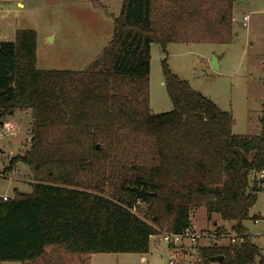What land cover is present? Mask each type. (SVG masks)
Listing matches in <instances>:
<instances>
[{
  "label": "trees",
  "instance_id": "16d2710c",
  "mask_svg": "<svg viewBox=\"0 0 264 264\" xmlns=\"http://www.w3.org/2000/svg\"><path fill=\"white\" fill-rule=\"evenodd\" d=\"M235 2L123 0L111 40L82 72L38 70L34 31L0 42V121L30 114L29 148L4 172L26 166L31 188L0 198V264L146 255L152 237L181 233L200 208L241 239L197 248L201 264H264L243 225L261 192L251 173L264 170V110L258 136L233 135L231 114L173 74L166 58L172 110L149 108L151 46L166 56L171 44L230 45ZM262 29L264 51V16ZM129 188L143 189L145 201Z\"/></svg>",
  "mask_w": 264,
  "mask_h": 264
},
{
  "label": "rangeland",
  "instance_id": "374dc122",
  "mask_svg": "<svg viewBox=\"0 0 264 264\" xmlns=\"http://www.w3.org/2000/svg\"><path fill=\"white\" fill-rule=\"evenodd\" d=\"M122 1L0 0V42H12L17 31H34L38 70L86 71L111 40L112 19L119 15ZM243 1L235 2L233 7L230 45L171 44L166 48V56L157 45L151 46L149 108L152 113L172 110L161 72V61L166 58L173 74L220 110L231 114L233 135L255 137L260 134L259 118L264 110V51L263 32L258 31L257 23L264 15V0ZM244 16L249 19L247 27H242ZM261 22L263 24L262 18ZM212 56L217 58L218 71L210 65ZM5 121L14 125L0 127V197L10 198L14 191L31 192L26 166L17 164L12 172H4L11 159L29 148L30 114L17 111ZM14 126L18 128L16 131ZM3 130L12 133L6 135ZM260 187L257 201L249 211V220L243 225L264 257V185ZM254 217L259 218L256 223ZM190 224L200 234V239L196 245L175 248L181 263L194 262L197 248L227 245L229 242L223 237L234 234L232 223L222 222L216 214L208 218L204 208L191 212ZM216 230L223 234L217 235ZM162 233L151 238L149 253L143 262L139 255L101 254L91 259V264H168L171 254L160 241ZM153 243L157 244V250Z\"/></svg>",
  "mask_w": 264,
  "mask_h": 264
},
{
  "label": "built area",
  "instance_id": "2783aa9c",
  "mask_svg": "<svg viewBox=\"0 0 264 264\" xmlns=\"http://www.w3.org/2000/svg\"><path fill=\"white\" fill-rule=\"evenodd\" d=\"M247 21H248V18L244 17L243 18L244 26H246ZM251 179L261 182V185H264V170L260 172H252ZM0 198L3 200L12 199V197L10 198L0 197ZM256 222L257 221L255 220L254 223ZM223 238L227 239V241L229 242L228 244L230 245H234L238 242H241V239H238L234 234L226 235ZM199 239H200V234L197 233L192 226L185 229L179 234L165 233V232L162 233V236H160V241L164 242L167 245L170 251V254H171L168 264H201V262L197 259V257L195 258V261L192 263H181L180 260H177V255L175 252L176 247H182V246H185V244H188L190 246L196 245Z\"/></svg>",
  "mask_w": 264,
  "mask_h": 264
},
{
  "label": "water",
  "instance_id": "95a60500",
  "mask_svg": "<svg viewBox=\"0 0 264 264\" xmlns=\"http://www.w3.org/2000/svg\"><path fill=\"white\" fill-rule=\"evenodd\" d=\"M237 2H244L243 0H237ZM210 65L211 67L215 70L218 71L219 70V66L217 63V58L215 56H212V59L210 61ZM97 149H99V147H96ZM131 192H133L135 198L138 200V202L143 203L146 199V192L143 189H137V188H129ZM153 196V195H150ZM222 258H214L212 260V263L214 264H221L222 263Z\"/></svg>",
  "mask_w": 264,
  "mask_h": 264
},
{
  "label": "crops",
  "instance_id": "0c3cea01",
  "mask_svg": "<svg viewBox=\"0 0 264 264\" xmlns=\"http://www.w3.org/2000/svg\"><path fill=\"white\" fill-rule=\"evenodd\" d=\"M263 16L264 15H261L258 19H260L259 21H258V23H257V27H258V31L260 30V33L261 32H263V24H262V22H261V18H262V20H263ZM245 17V16H244ZM243 17V18H244ZM243 18H242V27H247L248 26V24H249V19H248V21H247V24H246V26H244L243 25ZM251 26H252V24H250ZM263 35V34H262ZM236 37H237V33H236ZM235 38V37H234ZM233 41V40H232ZM248 45H249V47L251 46V42L249 41L248 42ZM219 62V61H218ZM220 67V66H219ZM11 126V125H14L12 122H6L5 121V119L4 120H2V121H0V127L2 128H6L7 126ZM12 127V126H11ZM15 127V131L18 129V128H16L17 126H14ZM3 131H5V133H6V135L9 133V135L12 133V132H10L9 130H3ZM28 141H30V137L28 138ZM256 221H258L257 219H256ZM150 242H151V239H150ZM154 244V250H157V248H158V246H157V244H155V243H153ZM150 245V244H149ZM148 253H149V251H148ZM148 253L146 254V255H148ZM146 255H142V256H140V261L141 262H143V260H144V256H146ZM95 256H93L92 257V259L94 258Z\"/></svg>",
  "mask_w": 264,
  "mask_h": 264
}]
</instances>
